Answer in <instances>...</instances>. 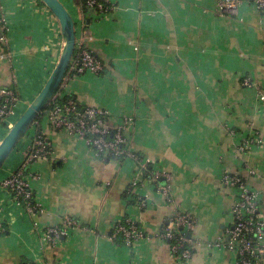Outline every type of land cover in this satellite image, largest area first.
Returning a JSON list of instances; mask_svg holds the SVG:
<instances>
[{
	"label": "crops",
	"instance_id": "1",
	"mask_svg": "<svg viewBox=\"0 0 264 264\" xmlns=\"http://www.w3.org/2000/svg\"><path fill=\"white\" fill-rule=\"evenodd\" d=\"M61 1L77 38L84 36L104 66L66 77L63 93L114 120L134 117L131 150L153 167L135 191L147 206L124 197L143 174L134 160H100L84 139L44 118L51 151L24 168L42 210L29 213L0 186V264H180L161 235L177 212L196 219L190 264H236L217 245L234 220L235 194L223 175L239 173L264 191V11L247 0L237 14L220 10L216 0H113L112 13L98 19L79 0ZM1 16L10 43L0 46V89L13 87L22 97L15 122L56 68L65 40L58 18L39 0H0ZM6 133L0 125V141ZM34 133L31 127L0 169V185L24 161V142ZM252 133L263 142L241 152ZM68 216L81 226L58 242L44 239ZM126 216L144 233L134 246L114 229Z\"/></svg>",
	"mask_w": 264,
	"mask_h": 264
},
{
	"label": "built area",
	"instance_id": "2",
	"mask_svg": "<svg viewBox=\"0 0 264 264\" xmlns=\"http://www.w3.org/2000/svg\"><path fill=\"white\" fill-rule=\"evenodd\" d=\"M216 1L220 10L237 14L243 0ZM247 1L260 11H264V0ZM86 5L98 19L110 15L116 7L113 0H87ZM5 20L3 16L0 17V25L3 29V34L0 35V46L8 47L10 34ZM76 49L79 52L76 57H73L66 77H69L73 70L79 74L86 72L98 74L104 69L95 52L86 45L84 36L77 38ZM9 57L11 58L10 53ZM244 84L251 85L248 80ZM58 97H64L63 84L49 103L53 106L46 112V120L51 128L65 130L73 136L84 139L100 160L126 155L128 159L137 161V154L131 150L128 135L131 126L135 123L133 116H124L114 120L108 110L95 106H82L75 100L55 104ZM260 100L264 101V92H261ZM21 101L22 97L17 89L13 87L0 89V125L7 126L8 131L14 124L11 119ZM42 125L43 122L40 123L37 119L33 123L32 127L35 128V133L32 138L29 136V140L24 142L26 152L24 161L13 174L6 176L0 185L11 195L12 200L18 206L31 214H37L42 210V207L36 201L31 180L26 175L24 168L36 160L47 157L51 151V140ZM262 142L263 139L257 133H252L239 144V149L241 152H247ZM149 163L148 160H141L137 163V168L143 174L134 180L132 186L139 187V184L144 180V171ZM153 179L156 181L157 176ZM223 184L232 188L235 194V203L232 208L234 220L233 225L226 229L217 245H222L233 253L236 256V264H261L264 260V191H257L243 176L235 172L225 173ZM164 191L167 199L171 200L168 189L164 188ZM138 205L146 207L147 202L140 199ZM168 222L169 225L162 229V237L169 244L174 257L180 264H190L194 255V241L193 237L188 234L190 232L193 234L196 226L195 217L189 212H177ZM80 226L81 223L78 220L68 216L65 218L62 228H48L44 239L58 242L61 235L68 234ZM114 229L118 234L124 236L127 244L132 246L138 244L144 236L143 231L132 217H128L126 223L117 222ZM23 264H32V262L27 261Z\"/></svg>",
	"mask_w": 264,
	"mask_h": 264
},
{
	"label": "water",
	"instance_id": "3",
	"mask_svg": "<svg viewBox=\"0 0 264 264\" xmlns=\"http://www.w3.org/2000/svg\"><path fill=\"white\" fill-rule=\"evenodd\" d=\"M41 1H43L58 18L65 44L61 58L43 89L0 141V169L40 114L43 111L48 112L47 107L63 84L76 50V21L67 6L61 0ZM188 235L191 237L192 233L190 232Z\"/></svg>",
	"mask_w": 264,
	"mask_h": 264
},
{
	"label": "trees",
	"instance_id": "4",
	"mask_svg": "<svg viewBox=\"0 0 264 264\" xmlns=\"http://www.w3.org/2000/svg\"><path fill=\"white\" fill-rule=\"evenodd\" d=\"M41 3H43V4H45L43 1H41V0H39ZM80 1V3H81V5H82V7H83V11H84V13L88 16V13H89V11H91V10H89L88 8H87V5H86V1L87 0H79ZM46 5V4H45ZM78 52H79V50L78 49H76L75 50V54H74V57H76L77 56V54H78ZM72 74L74 75V76H76V75H81V74H79L76 70H73L72 71ZM67 100H75L74 99V97L73 96H67V95H64V97L63 98H57L56 100H55V104H58V103H64V102H66ZM75 101H77V100H75ZM78 102V101H77ZM53 105L52 104H50V105H48V107H47V110H49L51 107H52ZM82 106H84V105H82ZM44 118H46V111H43L41 114H40V116L37 118V120H38V122H43V119ZM29 134V131L26 133V135H24V138L25 137H27V135ZM136 154H137V161H136V163H139L143 158H144V156L141 154V153H139V152H136ZM127 157H126V155H122V156H118V157H113L112 159H116V160H118V161H120V162H123L125 159H126ZM108 159H111V158H108ZM108 159H106V160H108ZM152 171H153V167H152V164L151 163H149L148 164V166H147V168L145 169V171H144V173H145V178H152ZM136 187L137 186H130L128 189H127V191H126V193L124 194V197L126 198V200H127V203H128V205H135V204H138L139 203V200L140 199H143L142 197H140L139 195H137L136 194V192H135V189H136ZM128 218V216H126L125 217V219H124V223H126V219ZM169 225V222L167 221L165 224H164V228L165 227H167ZM119 236L121 237H124L122 234H119ZM171 242H173V241H171ZM26 261H24L23 263H25Z\"/></svg>",
	"mask_w": 264,
	"mask_h": 264
},
{
	"label": "rangeland",
	"instance_id": "5",
	"mask_svg": "<svg viewBox=\"0 0 264 264\" xmlns=\"http://www.w3.org/2000/svg\"><path fill=\"white\" fill-rule=\"evenodd\" d=\"M21 116V115H20ZM8 129V128H7ZM8 131V130H7ZM233 254V253H232ZM234 255V254H233ZM235 256V255H234ZM235 258H236V256H235Z\"/></svg>",
	"mask_w": 264,
	"mask_h": 264
}]
</instances>
